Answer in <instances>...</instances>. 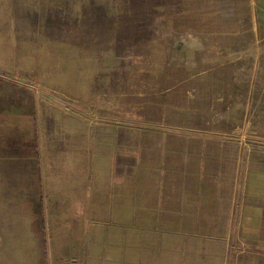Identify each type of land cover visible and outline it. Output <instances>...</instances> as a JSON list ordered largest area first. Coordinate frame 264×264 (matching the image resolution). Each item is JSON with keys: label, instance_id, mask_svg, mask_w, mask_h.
I'll return each instance as SVG.
<instances>
[{"label": "rangeland", "instance_id": "obj_1", "mask_svg": "<svg viewBox=\"0 0 264 264\" xmlns=\"http://www.w3.org/2000/svg\"><path fill=\"white\" fill-rule=\"evenodd\" d=\"M0 65L27 74L51 124L76 120L97 140L99 188L114 162L129 218L145 215L130 225L147 250L160 234L170 240L158 215L173 188L188 186L189 211L224 232L251 174L264 179V0H0ZM218 241L219 252L232 247ZM215 257L250 264L249 250Z\"/></svg>", "mask_w": 264, "mask_h": 264}, {"label": "crops", "instance_id": "obj_2", "mask_svg": "<svg viewBox=\"0 0 264 264\" xmlns=\"http://www.w3.org/2000/svg\"><path fill=\"white\" fill-rule=\"evenodd\" d=\"M36 99L27 74L0 65V250H9L8 257L0 252V264H210L224 250H249L250 264H264V179L258 173L250 176L248 200L233 201L224 232L219 226L210 231L202 224L207 215L189 211L188 186L173 188L167 218L157 214L170 223V240L160 234L147 250L142 230L130 225L145 215L129 218L135 205L125 198L128 186L113 184L114 162L105 176L111 186L99 188L97 140L83 136L76 120L51 124ZM89 222L95 234L87 250L82 223ZM50 239L53 250H45ZM221 239H233L232 247L217 251Z\"/></svg>", "mask_w": 264, "mask_h": 264}]
</instances>
